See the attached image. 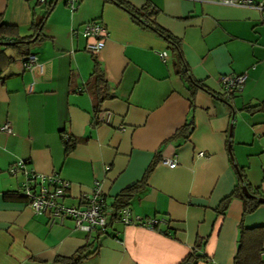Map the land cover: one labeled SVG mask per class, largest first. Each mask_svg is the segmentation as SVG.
Returning a JSON list of instances; mask_svg holds the SVG:
<instances>
[{"label": "crops", "instance_id": "obj_1", "mask_svg": "<svg viewBox=\"0 0 264 264\" xmlns=\"http://www.w3.org/2000/svg\"><path fill=\"white\" fill-rule=\"evenodd\" d=\"M66 1L55 2L28 45L39 63L32 71L11 40L0 43V126H12L0 131V264H63L59 258L82 248L87 256L78 264H179L197 245L196 264H234L242 230H264V202L244 212L233 195L222 209L240 174L257 192L247 187L250 193L264 197V0H253L261 9L215 0H78L74 11ZM145 3L155 10L151 21L179 40L187 73L169 43L124 6ZM42 6L0 0V18L26 37ZM92 20L108 31L97 54L85 50L80 33ZM96 63L109 93L98 111L111 112L109 124L94 122ZM243 72L242 90L221 96L220 77ZM19 162L67 182L68 206L99 183L108 206L123 193L132 217L160 222L149 228L111 218L102 233L69 218L49 226L17 193L23 177L8 169Z\"/></svg>", "mask_w": 264, "mask_h": 264}, {"label": "built area", "instance_id": "obj_2", "mask_svg": "<svg viewBox=\"0 0 264 264\" xmlns=\"http://www.w3.org/2000/svg\"><path fill=\"white\" fill-rule=\"evenodd\" d=\"M38 1L43 4L47 0ZM77 2L78 0H67L66 5L70 10L74 11L77 8ZM215 2L224 5L261 9V4L253 0H215ZM80 33L88 40L85 50L90 54H97L104 47L105 39L108 35L106 26L97 20L84 23ZM160 56L166 58V52L160 53ZM20 61L23 67L30 71L39 66L37 57L32 52L21 56ZM246 79L247 74L245 72L221 76L219 79L221 95L229 99L234 93L240 92ZM111 115L110 111L98 113L94 115V122L109 124ZM0 131L11 133V124L9 122L4 123L0 126ZM70 139V136H65V142L70 141ZM197 155L204 156V153L198 152ZM161 162L170 168L177 165L176 159L163 158ZM8 172L11 175L17 172L21 173L23 178L17 193L26 200L27 206L33 214H46L48 216L49 226L61 223L64 219L69 218L74 221L76 227L82 230L88 232L100 230L104 232L113 215H115V219L120 220L124 224H138L149 228H154L160 222L156 218H134L131 216L128 207L114 211L112 207L106 204L99 183H95L90 192L82 195L80 205L68 206L62 201L68 184L56 174L46 175L38 173L32 169H27L23 162L10 166ZM115 239L118 243H122L118 237ZM211 264L214 263L211 262Z\"/></svg>", "mask_w": 264, "mask_h": 264}, {"label": "trees", "instance_id": "obj_3", "mask_svg": "<svg viewBox=\"0 0 264 264\" xmlns=\"http://www.w3.org/2000/svg\"><path fill=\"white\" fill-rule=\"evenodd\" d=\"M57 0H50L43 3V9L46 10L44 15L40 18L39 21H37L35 24L31 26V28L34 30V33L26 36V37H18L15 34V28L13 26L8 25L6 22H3L0 18V43H4L1 40H7L9 39L10 45L13 46L16 50V52L23 56L26 55L28 50V45L31 42V39L33 37L38 38L41 33V28L43 25V21L45 19L46 14L49 12V10L52 8L54 3ZM114 2H118L119 4H123L120 0H111ZM125 8L130 12L132 18L134 21L147 28L153 29L155 32H157L159 35H161L170 45V49L176 54L177 57V65L180 68V72H186L184 62L182 59V55L180 53V47H179V40L172 36L167 31L159 28L155 25L154 21H151V17L155 14V10L152 9V7L145 3L139 10L130 7L128 5H124ZM187 73V72H186ZM192 83L193 89L195 87H198V83H196L194 80L190 79ZM201 87V86H199ZM90 88H92V95L95 100V110L97 115L99 113L98 107L99 104L103 99L106 97H109V93L106 89L105 80L103 77L102 70L99 68L98 64L96 63L94 70L92 72L91 77V85ZM221 95V94H220ZM222 96V95H221ZM232 96V95H231ZM252 108L258 109L260 108V105H255ZM66 144V150H70L73 146V143L70 141L65 142ZM243 176L240 174L239 176V184L234 188L231 195L228 196L223 200L222 203V209L225 208L228 200L233 195H239L243 202V211L244 212H250L256 208V206L259 204V201L257 200V197H255L253 194L257 193L255 191H251L250 188L248 189L253 193L252 196L246 197L242 192V185H243ZM129 201V197L125 196V194H119L116 196L114 204L111 206L114 211H117L123 207H127ZM115 219V215H113L112 220ZM97 233H102L103 231L95 230ZM243 236L241 238L238 252L234 258V264H262L264 261H262L259 257V252L261 249V243L262 238H264V230L259 232H246L242 230ZM199 246L197 245L196 248L194 247L192 252H190L183 260L180 261L179 264H196L199 259H201L203 256L197 252L199 250ZM84 250L83 248L79 250L76 254L70 257L66 258H59L58 261L62 262L63 264H78L82 259H84L87 255L83 254Z\"/></svg>", "mask_w": 264, "mask_h": 264}, {"label": "water", "instance_id": "obj_4", "mask_svg": "<svg viewBox=\"0 0 264 264\" xmlns=\"http://www.w3.org/2000/svg\"><path fill=\"white\" fill-rule=\"evenodd\" d=\"M55 4V3H54ZM133 183V182H131ZM128 186V185H127ZM242 192L246 197L252 196V194L248 191L247 187L245 185L242 186ZM257 200L259 202H264V197H257Z\"/></svg>", "mask_w": 264, "mask_h": 264}]
</instances>
